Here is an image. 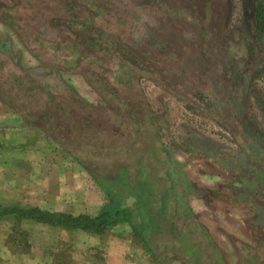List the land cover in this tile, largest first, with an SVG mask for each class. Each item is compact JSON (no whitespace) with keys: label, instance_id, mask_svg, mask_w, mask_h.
I'll return each instance as SVG.
<instances>
[{"label":"trees","instance_id":"16d2710c","mask_svg":"<svg viewBox=\"0 0 264 264\" xmlns=\"http://www.w3.org/2000/svg\"><path fill=\"white\" fill-rule=\"evenodd\" d=\"M9 1L0 2V22L36 66H22L11 43L0 41V56L9 65L7 76H0V103L23 127L39 131L71 157L107 204L91 217L0 203V218L14 219L15 227L30 221L101 236L126 222L162 264H229L191 212L187 196L192 191L174 154L192 166L226 170L232 178L228 188L256 215L260 203L252 194L264 195V135L249 123L248 95L264 69L263 0H241L249 34L230 28L229 0L222 12L215 0ZM66 75L82 77L102 104L83 99ZM142 80L213 117L234 136L238 149L189 131H170L166 104L161 113L153 111ZM244 180L260 187L247 188ZM130 197L135 202L123 207ZM26 240L17 232L8 243L17 252L21 246L29 249ZM228 241L237 264H264L258 249L264 239L256 247L232 236Z\"/></svg>","mask_w":264,"mask_h":264},{"label":"crops","instance_id":"0c3cea01","mask_svg":"<svg viewBox=\"0 0 264 264\" xmlns=\"http://www.w3.org/2000/svg\"><path fill=\"white\" fill-rule=\"evenodd\" d=\"M0 118H2L0 126H5L3 130L0 129V166L6 167L11 163H13L12 167H16L15 164L19 166L21 162L19 156H22L20 150L24 146L30 143H44L37 149V152H34L35 165L32 162L33 169L27 170L23 180L13 175L12 178H17V181L16 185H12L11 188L7 186L11 185V181L7 182L5 179L0 181L8 183L7 185L4 183L5 187L2 186V190L7 188L14 194V197L17 195L16 200L12 202L0 201V203L33 207L52 213L91 217L96 216L107 204L104 193L71 157L44 136L41 141L42 134L39 131L40 136L37 137L35 129L23 127L19 117L1 103ZM13 129L16 131L14 132ZM30 133L32 138L29 136ZM48 142L55 149L48 150ZM218 143L231 150H237L236 147ZM11 153L16 158H7ZM243 185L247 188L250 186L246 180ZM190 195L193 196L195 193L192 191L188 194ZM188 196L187 199H189ZM187 201L197 222L206 229L209 236L210 224L220 227L215 220V215L211 213L221 212L220 203L216 201L211 204L207 201L205 203L197 194ZM126 202L127 199L125 204ZM133 203L131 202V206ZM240 205L246 212L244 216L239 212L235 214L224 206V209L230 212H225V215L241 223H243L242 219L250 221L251 214L245 207L246 204L241 201L235 207L239 208ZM209 214L213 217L211 221ZM14 222L16 221L9 217L0 218V224L7 225L3 230L0 229V238L3 239V243L0 244V264H162L161 260L153 256L139 239L135 237V240L133 237L129 239L132 230L126 222L118 223L102 236L81 230L54 228L30 221L18 222L19 225L16 224L17 227H15ZM17 232L27 237L28 250L21 246L16 252L12 244L8 243L9 237ZM262 235L264 232L258 239L257 234H251V232L247 237L236 233L226 232L225 234L227 238L232 236L252 247L259 246L260 240L264 239ZM211 239L218 245L216 240ZM221 246L219 248L225 253L226 250ZM258 249L264 253V247L259 246Z\"/></svg>","mask_w":264,"mask_h":264},{"label":"rangeland","instance_id":"374dc122","mask_svg":"<svg viewBox=\"0 0 264 264\" xmlns=\"http://www.w3.org/2000/svg\"><path fill=\"white\" fill-rule=\"evenodd\" d=\"M2 3L6 4H11V1L9 0H0ZM233 5H234V12H233V17H232V22L234 24L238 23L239 18H240V6L238 4V0H233ZM75 29H80V27L75 26ZM9 41L12 45L14 55H16L19 58V62L22 66L25 67H34L36 66L35 60L30 56L29 52H27L22 44L19 42L18 38L16 35L8 28L2 25L0 22V41ZM6 62V59H3L0 56V76L5 77L9 73V65L7 64L4 66V63ZM3 66V67H1ZM66 83L75 91L77 92L83 99L88 101L89 103L93 105H100L101 100L99 96L87 85V83L83 80L82 77L77 76V75H66L64 77ZM264 81H258L255 83L254 89L252 91L251 97H250V102L251 106L253 108L254 114L256 116V124L260 125V112L261 106H260V99L259 98H264ZM141 88L144 93V96L146 97L147 101L149 102L151 108L153 111L156 113H161L164 105L166 104V107L168 108L169 112V118H170V131L172 132H179L181 134H185V128L183 127H188L189 129L193 130L194 133L197 135L203 134L206 136H210V138L216 140L217 142H220L222 144H227L228 146H233L230 137L226 134V132L215 125L211 120L207 119L204 115H202L199 111L195 109H188L186 104L178 100L177 98H174V96L170 97H165L164 96V91L162 88H159L155 86L152 82L148 80H142L141 82ZM2 119V118H0ZM1 122V121H0ZM5 126H0V129L3 130ZM16 131V129H13V131ZM14 131V132H15ZM36 133V136L39 137L40 133L34 130ZM8 133V132H6ZM33 133V132H32ZM34 134V133H33ZM29 136L32 138V134L30 133ZM43 135L40 137L42 138ZM43 141V138L42 140ZM178 143V142H177ZM47 149L48 150H53L55 147L51 145L49 142L47 143ZM43 142H38L37 144L35 143H30L24 148H22L20 151L22 152V156L19 158L21 159V162L19 166L15 164L16 167H12V164L7 165L6 167L0 166V181H5L7 182L11 181V185L8 183H5L9 188L12 187V185H16L17 178L23 180V177L25 176V173L27 170L29 171V168L33 169L32 167V162L34 164L35 162V153L37 152V149H39L40 146H43ZM16 158L14 154H10L7 156V158ZM179 158V160H178ZM174 159L178 160V162L181 165V170L184 172L186 175V182L189 184L190 190L197 194L203 202L211 204L213 202V198L208 197V195L204 194L207 193L209 190L213 191H219L220 193L228 196L229 192L225 188L224 184L226 183V172L219 166H209L206 164H199L197 166H191L185 158L178 154H174ZM35 165V164H34ZM37 168L36 166H34ZM13 175H16V179L12 178ZM9 180V181H8ZM180 181V179H179ZM184 181V180H183ZM182 182V180H181ZM4 183L0 182V201L1 202H12L13 200H16V197H14L13 193L9 192L7 188H4L2 190V186L5 187ZM219 187V188H218ZM179 190V193H181V189L178 188L177 191ZM195 195H190L188 196L190 200L191 198L195 197ZM209 198V199H207ZM188 202V201H187ZM221 206V212L216 211L211 212L215 215V220L219 224L220 227L218 226H213L210 224L209 227V234L210 237L213 238L218 242V245H222L221 247L225 249L226 251V260L229 264H237V258L235 256L233 247L231 244H229L227 236H225L226 232L231 233V234H241L242 236H248V234L251 232V234H258L263 233L262 229L257 228L253 225L248 224L244 219H242L243 223L237 222L231 217H228L225 215V207L229 208L231 212H239L242 216L246 214L245 210L243 209V206L240 205L239 208L235 206H230L228 204H220ZM223 206V207H222ZM225 206V207H224ZM220 215H219V214ZM235 213V214H237ZM211 219L212 214L208 215ZM182 219L179 218L176 220V227H177V232H179L182 228ZM186 223V222H185ZM211 223V222H210ZM187 225V224H186ZM212 225V226H211ZM190 226V224H189ZM7 227L5 223L0 224V229H4ZM134 238V234L131 232L129 235V239ZM3 243V239L0 238V244Z\"/></svg>","mask_w":264,"mask_h":264},{"label":"flooded vegetation","instance_id":"af4514ba","mask_svg":"<svg viewBox=\"0 0 264 264\" xmlns=\"http://www.w3.org/2000/svg\"><path fill=\"white\" fill-rule=\"evenodd\" d=\"M229 1H230V10H231V15H230V18H229V26H230V28H235V29H238V30L243 28L245 30L246 34H249V32H250L249 15H248V12L245 10L244 6H242L241 0H238V4L240 6L241 12H240L239 21L236 24H234L232 22V17H233V12H234L233 0H229ZM226 2H227V0H215L214 1V3H216V9H217L218 12L219 11H221V12L223 11V5L226 4ZM263 2H264V0H263ZM258 81H264V69L262 70V72H260V74L252 82L251 88H250V91H249V95H248V100H249L248 106H249V115H250L249 123L252 125L254 131L258 132L259 135L263 136L264 135V98H262V97L259 98L260 99L259 103H260V106H261V110H259V112H260V121H261L260 125H257L256 122H255L257 119H256V116L254 114V111H253V108H252L251 102H250V97H251L252 91L254 89L255 83L258 82ZM188 109H191V108H188ZM199 112L202 115H204L207 119L211 120L215 125H217L221 129H223L228 134V136L230 137L231 142L233 144V147H236V149H238V146L236 144L234 136L229 131H227L224 128V126H222L213 117H211V116H209V115H207V114H205V113H203L201 111H199ZM184 128H185V132L189 131L190 133L194 134V136L196 135V136H199V137H202V138H205V139H209V140H211L213 142L218 143L216 140L210 138V136H206V135H203V134L197 135L196 133H194L193 130L189 129L188 127H183V129ZM243 163L244 162H242V161L236 162L237 165H240V164H243ZM203 164H205V163H203ZM206 165H208V164H206ZM209 166L213 167V166H218V165H209ZM250 167L251 166H249V171L250 172L252 171L255 175L260 176V174L257 172V170H254V168H252V167L250 168ZM225 172H226L225 176H226V180L227 181L224 184V186L229 192L228 196H226V195H224L222 193H220L221 195H213L209 191H207V193H204V194L208 195V197H210V198H213L214 199L213 201H216V202H218L220 204H228L230 206H236L242 201L240 199L241 196L238 195V197H236L234 195V192H232L230 190V188H228V186L232 187L230 185V183L232 182V178L230 177V175L228 174V172L226 170H225ZM250 186H251V188H254V189L260 187L259 183H257V182H252ZM207 199H209V198H207ZM253 200H257L260 204L257 207H255V210L257 211V212H255L256 215L252 214V212L249 211V213L251 214V218H250V221H246V222L248 224L253 225V226L257 227V228H260V229H262V231H264V195L261 196V195H258V194H252V201ZM248 202H249V200H248ZM245 207H246V205H245ZM223 212H225V211H223ZM257 233H258L257 236H258V239H259L261 237V233H259V232H257ZM262 236H264V235H262Z\"/></svg>","mask_w":264,"mask_h":264},{"label":"water","instance_id":"95a60500","mask_svg":"<svg viewBox=\"0 0 264 264\" xmlns=\"http://www.w3.org/2000/svg\"><path fill=\"white\" fill-rule=\"evenodd\" d=\"M131 202H135L133 197L128 198L126 204L123 207H131Z\"/></svg>","mask_w":264,"mask_h":264}]
</instances>
